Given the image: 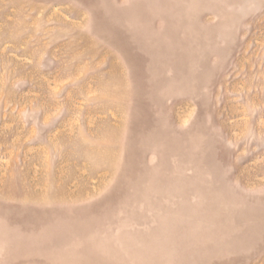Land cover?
Returning <instances> with one entry per match:
<instances>
[{
	"label": "rangeland",
	"instance_id": "rangeland-1",
	"mask_svg": "<svg viewBox=\"0 0 264 264\" xmlns=\"http://www.w3.org/2000/svg\"><path fill=\"white\" fill-rule=\"evenodd\" d=\"M0 264H264V0H0Z\"/></svg>",
	"mask_w": 264,
	"mask_h": 264
}]
</instances>
